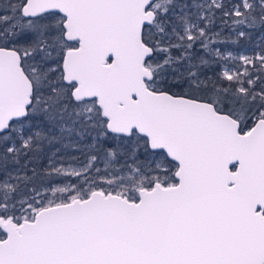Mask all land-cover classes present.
<instances>
[{
	"label": "snow or ice",
	"instance_id": "6c2138e0",
	"mask_svg": "<svg viewBox=\"0 0 264 264\" xmlns=\"http://www.w3.org/2000/svg\"><path fill=\"white\" fill-rule=\"evenodd\" d=\"M0 264H264V0H0Z\"/></svg>",
	"mask_w": 264,
	"mask_h": 264
}]
</instances>
